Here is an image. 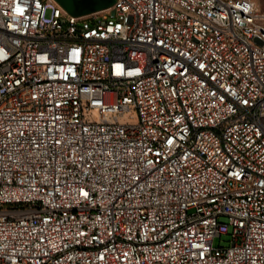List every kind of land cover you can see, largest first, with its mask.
<instances>
[{"label": "built area", "instance_id": "2783aa9c", "mask_svg": "<svg viewBox=\"0 0 264 264\" xmlns=\"http://www.w3.org/2000/svg\"><path fill=\"white\" fill-rule=\"evenodd\" d=\"M0 264H264V12L0 0Z\"/></svg>", "mask_w": 264, "mask_h": 264}, {"label": "water", "instance_id": "95a60500", "mask_svg": "<svg viewBox=\"0 0 264 264\" xmlns=\"http://www.w3.org/2000/svg\"><path fill=\"white\" fill-rule=\"evenodd\" d=\"M73 16H84L104 10L113 5L115 0H56Z\"/></svg>", "mask_w": 264, "mask_h": 264}, {"label": "rangeland", "instance_id": "374dc122", "mask_svg": "<svg viewBox=\"0 0 264 264\" xmlns=\"http://www.w3.org/2000/svg\"><path fill=\"white\" fill-rule=\"evenodd\" d=\"M252 1L255 3L258 10L264 12V0H252ZM228 241H229V237L223 236L222 238L217 237L214 243L216 246H218L219 244L225 246L228 245Z\"/></svg>", "mask_w": 264, "mask_h": 264}]
</instances>
